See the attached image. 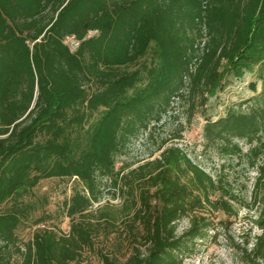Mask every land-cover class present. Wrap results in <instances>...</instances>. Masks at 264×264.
Wrapping results in <instances>:
<instances>
[{
  "label": "trees",
  "instance_id": "1",
  "mask_svg": "<svg viewBox=\"0 0 264 264\" xmlns=\"http://www.w3.org/2000/svg\"><path fill=\"white\" fill-rule=\"evenodd\" d=\"M253 68L259 88L206 120L202 137L220 154L238 153L239 140L255 143L252 154L259 144L264 199V0H0V264H70L118 227L130 251L100 254L101 264H182L186 242L208 226L197 213H228L234 195L174 144L122 174L115 157L174 101L202 107L225 73ZM71 177L84 189L63 203L67 233L43 228L19 242L27 205L16 197ZM101 179L120 203L89 211ZM183 217L189 226L176 235ZM251 256L264 262L262 233Z\"/></svg>",
  "mask_w": 264,
  "mask_h": 264
},
{
  "label": "rangeland",
  "instance_id": "2",
  "mask_svg": "<svg viewBox=\"0 0 264 264\" xmlns=\"http://www.w3.org/2000/svg\"><path fill=\"white\" fill-rule=\"evenodd\" d=\"M94 32H88L92 35ZM64 43L74 50L76 42L65 37ZM259 88L255 69L251 71L233 69L225 73L219 85L210 93L202 107L189 111L185 99L174 101L171 109L157 123L150 124L126 143L122 152L115 157V170L120 174L158 156L160 150L171 144L179 147L193 162L212 177L218 176L235 199L229 200L230 211L210 209L197 214L205 217L208 224L202 236L187 241V250L182 251V264H252V248L255 239L264 229L259 227L263 220L264 199L261 185L256 182L255 165L261 160L263 148L255 154L249 148L255 143L246 144L239 140L236 154H220L214 147L205 144L202 126L206 120L222 116L225 108L236 104L252 94L249 85ZM244 109V108H242ZM264 140V131L260 143ZM83 190V184L71 178H46L35 186L22 191L16 197L17 203L27 205V215L19 223L15 234L19 242H25L40 229L49 228L67 233L69 219L63 214V203L73 190ZM100 198L92 203L89 211L105 204L117 206L120 197L115 193L109 180L101 179ZM227 199L222 193L210 196L214 199ZM8 200L2 207L12 204ZM74 219H77L75 217ZM190 223V217L175 222V234H181ZM118 231L99 233L92 239V246L83 248L76 262L70 264H101L100 254L112 253L124 260L130 251L129 238ZM16 260L18 257H14ZM256 264H264L256 259Z\"/></svg>",
  "mask_w": 264,
  "mask_h": 264
}]
</instances>
